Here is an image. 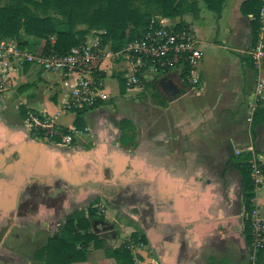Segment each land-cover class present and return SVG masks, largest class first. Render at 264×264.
<instances>
[{
	"label": "crops",
	"instance_id": "1",
	"mask_svg": "<svg viewBox=\"0 0 264 264\" xmlns=\"http://www.w3.org/2000/svg\"><path fill=\"white\" fill-rule=\"evenodd\" d=\"M245 1L225 0L220 16L197 0L194 12L160 17L199 38L203 59L189 73L137 69L93 32L85 43L104 52L95 77L107 100L81 114L65 105L79 74L13 66L0 93V264H118L110 254L130 242L134 264H250L232 160L240 150L264 168V124L252 130L264 61L251 62ZM203 4L218 28L206 27ZM17 41L33 54L46 44ZM132 76L139 83L128 86ZM33 115L74 127L71 145L34 135ZM262 192L253 204L264 222Z\"/></svg>",
	"mask_w": 264,
	"mask_h": 264
},
{
	"label": "trees",
	"instance_id": "2",
	"mask_svg": "<svg viewBox=\"0 0 264 264\" xmlns=\"http://www.w3.org/2000/svg\"><path fill=\"white\" fill-rule=\"evenodd\" d=\"M202 1L210 11L221 15L225 0ZM196 4L197 0H0V38L20 40L21 35L25 34L45 40V54L54 51L66 55L72 48L84 44L93 32H97L100 33L102 46L110 45L112 50L119 52L129 43L143 37L155 15L176 18L186 12H194ZM263 6L264 0H246L241 6L245 16H252L250 26L253 45L258 41ZM179 26L175 27L177 31L181 30ZM19 45L23 46L21 42ZM184 71L189 73V67L185 66ZM261 124H264V108L258 106L252 122L253 132ZM232 162L243 179L244 231L251 245L252 215L255 210L253 157L251 154H241ZM110 255L118 264H134L127 246ZM263 258L264 248L258 253L257 263L264 264ZM64 263L65 259L60 257L59 264Z\"/></svg>",
	"mask_w": 264,
	"mask_h": 264
},
{
	"label": "built area",
	"instance_id": "3",
	"mask_svg": "<svg viewBox=\"0 0 264 264\" xmlns=\"http://www.w3.org/2000/svg\"><path fill=\"white\" fill-rule=\"evenodd\" d=\"M260 22L258 41L249 52L251 62L258 69L264 61V6L261 9ZM122 54L135 58L137 69L150 67L157 73L185 66L189 67V72H193L203 59L200 41L196 35L188 29L177 31L176 28L167 25L162 18H152L143 37L129 43ZM106 56L110 57L109 54H105ZM103 57L104 52L97 41L93 45L84 43L72 48L66 55H59L54 51L50 54L44 52L33 54L20 48L16 41L0 38V93L9 88V76L13 66L32 64L53 74H79L81 79L65 105L69 111L86 110L94 106L97 99L107 100V95L103 94V83L95 77ZM138 83L136 76L127 81L128 86ZM31 123L34 135L51 143L71 145V133H76L74 127L65 130L58 126L50 116L33 115ZM242 153L243 151L239 150L237 155ZM252 168L255 188L264 187V168L257 166L254 159ZM263 223L255 209L252 215L253 242L250 264H258V253L264 248ZM134 248V242L127 245L129 251H133Z\"/></svg>",
	"mask_w": 264,
	"mask_h": 264
},
{
	"label": "rangeland",
	"instance_id": "4",
	"mask_svg": "<svg viewBox=\"0 0 264 264\" xmlns=\"http://www.w3.org/2000/svg\"><path fill=\"white\" fill-rule=\"evenodd\" d=\"M203 7L204 8H201L202 9V11H203V13L205 12V14H206V16H207V20H209L208 21V24H207V28L208 27H215V28H218L219 27V22H218V18H216V16L212 13V12H210L205 6H204V4H203ZM53 14V13H52ZM161 16H158V15H155L153 18H160ZM201 21V18H199L198 19V21H197V23L198 24H200L199 22ZM222 25H223V23H222ZM224 26H225V24H224ZM196 35V34H195ZM197 37V36H196ZM198 38V37H197ZM4 40H12V41H16L17 43H18V41L17 40H14V39H4ZM198 40H199V38H198ZM200 41V40H199ZM45 141H48V140H45ZM49 142V141H48ZM260 164L258 163V161H257V166H259ZM261 166V165H260ZM255 190H256V188H255ZM264 195V193L262 192V196ZM261 196V195H260ZM263 198H264V196H263ZM251 251H252V244L249 246V256H251ZM29 261L31 262L30 264H32V256H29Z\"/></svg>",
	"mask_w": 264,
	"mask_h": 264
},
{
	"label": "flooded vegetation",
	"instance_id": "5",
	"mask_svg": "<svg viewBox=\"0 0 264 264\" xmlns=\"http://www.w3.org/2000/svg\"><path fill=\"white\" fill-rule=\"evenodd\" d=\"M236 158H237V157H236ZM236 158H234V159H236ZM234 159H233V160H234ZM233 160H232V161H233ZM232 165H233V162H232ZM233 166H234V165H233Z\"/></svg>",
	"mask_w": 264,
	"mask_h": 264
}]
</instances>
